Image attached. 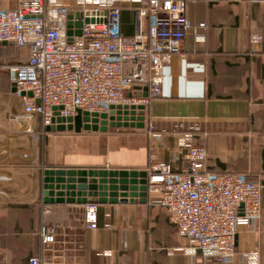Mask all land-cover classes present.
I'll use <instances>...</instances> for the list:
<instances>
[{"label": "crops", "instance_id": "0c3cea01", "mask_svg": "<svg viewBox=\"0 0 264 264\" xmlns=\"http://www.w3.org/2000/svg\"><path fill=\"white\" fill-rule=\"evenodd\" d=\"M186 1L191 23L207 25L187 31L181 53L165 67L163 95L152 100L142 124L45 129L39 115L26 114L8 68L26 63L29 48L0 43V264H28L40 252L46 169L141 171L168 161L181 171L191 145L207 148L206 171L263 184L260 217L239 227L232 256L211 264H264V2ZM141 4L121 2L127 35L138 31ZM17 5L0 0V11ZM255 31L263 35L259 45L250 41ZM120 199L98 203L95 229L83 225V204H51L47 219L60 229L49 264H207L155 194L147 202Z\"/></svg>", "mask_w": 264, "mask_h": 264}, {"label": "built area", "instance_id": "2783aa9c", "mask_svg": "<svg viewBox=\"0 0 264 264\" xmlns=\"http://www.w3.org/2000/svg\"><path fill=\"white\" fill-rule=\"evenodd\" d=\"M122 1L18 0L15 9L0 11V43L29 48L26 63L8 67L10 78L26 114L39 115L45 129L79 109L110 114L113 107L142 105L146 111L163 95L165 67L181 53L187 31L207 25L191 23L186 0H139L138 31L127 35ZM250 41L259 45L263 35L255 31ZM207 154L205 146H189L188 166L181 171L168 161L152 162L146 185L148 196L155 194L167 209L178 234L191 239L211 264L232 256L239 227L260 217L263 184L239 174L206 171ZM83 206L84 227L97 228L98 203ZM50 212L51 204L43 200L40 252L28 264H49L57 251L60 224L47 219Z\"/></svg>", "mask_w": 264, "mask_h": 264}, {"label": "water", "instance_id": "95a60500", "mask_svg": "<svg viewBox=\"0 0 264 264\" xmlns=\"http://www.w3.org/2000/svg\"><path fill=\"white\" fill-rule=\"evenodd\" d=\"M77 25L80 27L81 22ZM80 33L77 31V34ZM144 96H147V92ZM144 120L145 110L142 105L138 109L135 106L113 107L110 114H89L79 109L74 117L57 118L58 125L47 127V130L106 131L109 126L142 124ZM62 122H68V125ZM44 175L45 204L117 203L119 198L121 201H127L128 198L136 201L139 198L140 202H147L148 198L146 170L46 169Z\"/></svg>", "mask_w": 264, "mask_h": 264}, {"label": "rangeland", "instance_id": "374dc122", "mask_svg": "<svg viewBox=\"0 0 264 264\" xmlns=\"http://www.w3.org/2000/svg\"><path fill=\"white\" fill-rule=\"evenodd\" d=\"M115 127H122V126H115Z\"/></svg>", "mask_w": 264, "mask_h": 264}]
</instances>
